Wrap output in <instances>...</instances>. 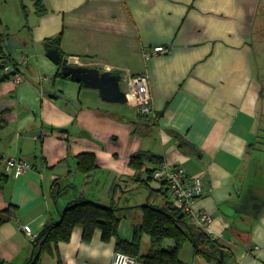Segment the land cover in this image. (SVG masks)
<instances>
[{
  "label": "crops",
  "instance_id": "obj_1",
  "mask_svg": "<svg viewBox=\"0 0 264 264\" xmlns=\"http://www.w3.org/2000/svg\"><path fill=\"white\" fill-rule=\"evenodd\" d=\"M0 0V70L19 63L26 81L0 76V158L31 164L15 176L0 163V259L24 264L47 220L57 218L52 186H72L59 200L82 198L128 207L118 236L131 241L139 205L165 207L167 187L148 178L147 151L199 177L195 210L209 212L218 242L238 264H264V0ZM62 34L61 51L75 65L121 75L125 103L104 101L98 89L55 77L60 67L43 41ZM19 41L12 53L4 43ZM163 45L168 52H144ZM147 74L153 114L138 112L128 75ZM184 144V148L180 144ZM255 148L251 149L250 144ZM93 153L98 169L75 172V157ZM59 203V204H60ZM75 227L67 242L41 254L38 264H111L115 238L96 230L89 242ZM170 238L163 248L173 247ZM151 248L148 234L139 255ZM187 264H214L190 242ZM60 259V260H58ZM138 264H141L138 262Z\"/></svg>",
  "mask_w": 264,
  "mask_h": 264
},
{
  "label": "trees",
  "instance_id": "obj_2",
  "mask_svg": "<svg viewBox=\"0 0 264 264\" xmlns=\"http://www.w3.org/2000/svg\"><path fill=\"white\" fill-rule=\"evenodd\" d=\"M36 4L39 13L46 12L42 0H37ZM61 39L62 34L59 33L55 37L45 39L43 44L50 43L57 46L60 58L63 59L66 56L60 48ZM1 40L2 37H0V50H2ZM11 65L16 67L17 63ZM16 69L19 70L18 67ZM55 77L75 80L70 76H63L60 70ZM1 78L9 79L8 75ZM1 126L2 124H0ZM180 146L184 148L183 143ZM250 148H255L254 143L250 144ZM74 159L75 172L83 176H87L98 169L96 156L93 153H80ZM129 163L135 170L140 171L145 163L159 165L162 160L156 154L141 151L131 155ZM152 172L153 169H146L148 178L152 177ZM69 187L72 186L63 185L58 188L57 181L53 184L51 196L57 205V218H51L49 224L44 226L41 233L32 241L31 256L24 264H38L41 254L44 252L52 253L53 248H56L60 242L69 241L75 227L82 228V240L84 242H89L96 230L101 231L103 241H109L114 237L116 250L135 257L141 264H187L178 257L179 249L185 242H190L198 252L214 264H238L232 251L223 247L218 239L212 238L202 229L194 226L188 216L180 209L173 207L171 203L165 207H158L149 203L139 205L141 223L138 227H134L133 239L125 241L118 236V225L129 210L128 207L106 205L82 198L70 199L61 204L59 200L68 192ZM181 213L183 216H180ZM2 223L3 220L0 218V225ZM143 233L149 235L151 248L146 255L140 256L139 242ZM166 238L172 239L175 245L171 248H163V240ZM220 251H223L222 257H220ZM0 264L10 263L0 259Z\"/></svg>",
  "mask_w": 264,
  "mask_h": 264
},
{
  "label": "built area",
  "instance_id": "obj_3",
  "mask_svg": "<svg viewBox=\"0 0 264 264\" xmlns=\"http://www.w3.org/2000/svg\"><path fill=\"white\" fill-rule=\"evenodd\" d=\"M166 52H168V49L165 46L158 45L151 50L145 51L144 56L150 58ZM22 64H26V61H20L16 67ZM16 67L11 64L4 65L0 70V76L8 75L9 80L17 85L24 83L26 76L17 70ZM127 84L131 94L134 96L138 112L145 116L152 115L153 109L148 75H128ZM0 163L4 165L5 170H12L15 176L26 173L31 169L30 163L13 157H2L0 158ZM152 180L166 185L172 206L185 213L194 226L199 227L212 238L218 239V236L212 230V215L207 211L194 209V204L203 191L199 177L189 178L184 168L162 162L153 168ZM23 231L31 241L35 240V237L30 234L28 226H23ZM111 264H138V261L135 257L116 250L113 253Z\"/></svg>",
  "mask_w": 264,
  "mask_h": 264
},
{
  "label": "water",
  "instance_id": "obj_4",
  "mask_svg": "<svg viewBox=\"0 0 264 264\" xmlns=\"http://www.w3.org/2000/svg\"><path fill=\"white\" fill-rule=\"evenodd\" d=\"M20 42L17 39L10 37L4 43L8 53H12L16 48V44ZM45 56L54 64L60 67L63 76H70L78 82H81L85 88H95L99 90L100 96L107 102L125 103L128 100V95L122 91L120 82L121 75L113 71H99L95 67L84 65H75L69 62L68 58H60L59 48L53 44H43ZM183 216V213L180 214ZM0 218L7 219L8 216L0 214ZM49 224V220L45 222V226ZM44 229V228H43ZM42 229V230H43ZM35 237L34 239H36ZM223 256V251H220V257Z\"/></svg>",
  "mask_w": 264,
  "mask_h": 264
}]
</instances>
